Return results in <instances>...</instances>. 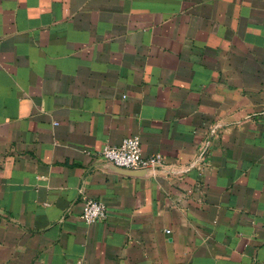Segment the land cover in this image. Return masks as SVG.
Returning a JSON list of instances; mask_svg holds the SVG:
<instances>
[{"label":"crops","instance_id":"0c3cea01","mask_svg":"<svg viewBox=\"0 0 264 264\" xmlns=\"http://www.w3.org/2000/svg\"><path fill=\"white\" fill-rule=\"evenodd\" d=\"M78 260L264 264V0H0V264Z\"/></svg>","mask_w":264,"mask_h":264},{"label":"built area","instance_id":"2783aa9c","mask_svg":"<svg viewBox=\"0 0 264 264\" xmlns=\"http://www.w3.org/2000/svg\"><path fill=\"white\" fill-rule=\"evenodd\" d=\"M210 145V138H204L196 156V162L201 161L207 153ZM89 152V150H87ZM94 153L114 165L126 169H146L150 171L163 170L164 161L159 153L144 156L141 152L140 140L137 136L129 135L121 139L117 144L104 143ZM194 163V161L192 162ZM106 214L105 203L98 198L88 197L84 200L81 218L86 223H92L101 219ZM76 264H81L78 260Z\"/></svg>","mask_w":264,"mask_h":264},{"label":"water","instance_id":"95a60500","mask_svg":"<svg viewBox=\"0 0 264 264\" xmlns=\"http://www.w3.org/2000/svg\"><path fill=\"white\" fill-rule=\"evenodd\" d=\"M139 170V169H138ZM142 170H145V169H142Z\"/></svg>","mask_w":264,"mask_h":264}]
</instances>
